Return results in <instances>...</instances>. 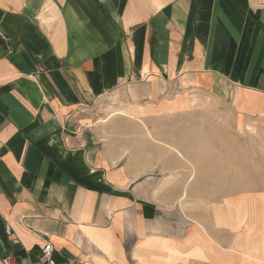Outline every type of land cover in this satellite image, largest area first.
<instances>
[{
	"label": "crops",
	"instance_id": "obj_1",
	"mask_svg": "<svg viewBox=\"0 0 264 264\" xmlns=\"http://www.w3.org/2000/svg\"><path fill=\"white\" fill-rule=\"evenodd\" d=\"M47 243L264 264V0H0V264Z\"/></svg>",
	"mask_w": 264,
	"mask_h": 264
},
{
	"label": "built area",
	"instance_id": "obj_2",
	"mask_svg": "<svg viewBox=\"0 0 264 264\" xmlns=\"http://www.w3.org/2000/svg\"><path fill=\"white\" fill-rule=\"evenodd\" d=\"M7 234L11 235V229H7ZM4 264H15L13 261L10 259H7ZM40 264H90L88 261H78V262H66V263H61L57 262L54 258V248L51 243H47L45 247L43 248L42 251V256L40 258Z\"/></svg>",
	"mask_w": 264,
	"mask_h": 264
},
{
	"label": "rangeland",
	"instance_id": "obj_3",
	"mask_svg": "<svg viewBox=\"0 0 264 264\" xmlns=\"http://www.w3.org/2000/svg\"><path fill=\"white\" fill-rule=\"evenodd\" d=\"M208 105H211V104H208Z\"/></svg>",
	"mask_w": 264,
	"mask_h": 264
},
{
	"label": "bare ground",
	"instance_id": "obj_4",
	"mask_svg": "<svg viewBox=\"0 0 264 264\" xmlns=\"http://www.w3.org/2000/svg\"><path fill=\"white\" fill-rule=\"evenodd\" d=\"M259 2V1H258Z\"/></svg>",
	"mask_w": 264,
	"mask_h": 264
}]
</instances>
